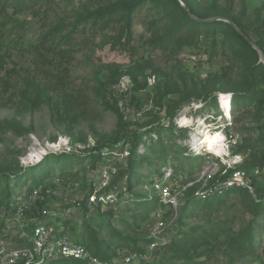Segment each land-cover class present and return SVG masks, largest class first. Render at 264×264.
Segmentation results:
<instances>
[{
  "label": "rangeland",
  "instance_id": "obj_1",
  "mask_svg": "<svg viewBox=\"0 0 264 264\" xmlns=\"http://www.w3.org/2000/svg\"><path fill=\"white\" fill-rule=\"evenodd\" d=\"M97 1L83 0L79 8L82 14L96 9ZM74 2L78 4L80 0ZM194 3L210 17L208 21L218 17L239 20L247 27L252 42L264 47V0H194ZM9 13L11 21L0 20V173L22 172L21 177L10 183L12 192L20 197L25 196L29 187L41 181L46 183L39 188L42 191L39 195L47 191L48 207L52 210L43 214L39 224L47 223L55 229L52 223L58 216L61 222L70 221V226L81 232L82 213L76 203L96 188L89 198L92 207L87 221L99 233L101 242L110 247V252L130 247L129 238L142 242L144 232L153 224L154 212L151 216L147 209L124 212V220L112 224L118 234L94 217L97 198L127 166L135 135L142 139L137 149V154L143 157L137 160L140 180L153 173L151 167L160 168L169 161L178 174L173 182L177 191H183L190 181L199 186L208 184L236 166H245L250 181L264 182V166L261 170L252 166L264 155V75L259 74L254 97L245 96L251 92L247 73L254 59L237 50L229 34L219 32L213 38L202 31L193 46L154 48L146 44L150 37L147 27L159 14L150 1L133 18L128 50L114 46V42L123 38L120 22L98 24L77 36V41L83 44L70 73L59 74L62 78L59 83L49 74L50 97L57 105L50 106L33 90L28 92L24 82L29 78L46 84L47 73L35 70L31 54L40 34L39 24L27 14L16 15L13 10ZM88 39L90 44L86 43ZM214 39L218 43V56L210 58ZM257 64L264 65L261 54ZM181 99L189 102L178 108L174 102ZM224 99L229 100L230 108ZM172 128L176 139L172 138ZM203 131L224 136V154L216 152L214 137L205 148L193 143L196 137L202 139ZM122 136L127 138L126 143L111 152L103 151L102 168L106 167L103 176L89 159L80 161L99 144L112 147ZM159 141L168 149L167 162ZM240 146L244 148L238 150ZM65 153L80 158L59 162L50 159L41 176L31 178L25 174L47 157ZM105 171H112V176L107 175L109 179H105ZM45 185L55 188L48 191ZM122 187L124 190L127 185L124 183ZM136 189L138 193L151 194L149 187ZM247 191L233 190L209 200L197 199L200 203L189 209L179 236L189 240L197 263L264 264V209L254 223V205ZM34 200H27L29 215L22 226L37 222ZM106 203L102 202L104 212L117 207L115 203H107L110 206ZM67 206L70 209L65 211ZM8 217L0 205V222L6 224L8 248H19L21 228ZM158 262L181 263L175 253L168 251L158 257Z\"/></svg>",
  "mask_w": 264,
  "mask_h": 264
},
{
  "label": "trees",
  "instance_id": "obj_2",
  "mask_svg": "<svg viewBox=\"0 0 264 264\" xmlns=\"http://www.w3.org/2000/svg\"><path fill=\"white\" fill-rule=\"evenodd\" d=\"M150 1L156 6V8H158L159 15L151 23H149L147 27L150 37L146 41V44L154 48H161V50L168 49L169 47L173 46H176L178 49H180L185 46H193L196 43V40L201 35L202 31L210 33V36H213V38H217L219 32H223L225 35L229 34L228 37L233 45L235 44V46H237V50H240L242 53L251 55V57L254 59V63L247 73V84L249 85L251 92L245 95L254 97L253 91L256 90L257 85L259 84V74L264 75V65L257 64L259 53L252 47V45L247 41L245 37L246 35L251 39L247 27L237 19L227 18L228 20H231L238 27V29H240L245 34L242 35L232 25L225 21H214L206 23L196 22L186 14L184 7L178 0H118L116 2H111L108 0H98L96 2V9L90 10L86 14H82L79 9L83 4V0H80V3L78 2V4H76L74 0H0V20L2 19V21H11L12 17L10 16L9 12L10 10H13V14L20 16L22 14H27L34 20H36L39 24L40 34L37 43L32 46L31 54L34 57L33 59L35 70L38 73H47L46 84L42 83L43 85H41L35 79H24L25 86L27 85V91L29 92L30 90H33L34 94H38L40 97H42V99H45L47 105L57 106L52 102L50 97L52 88L47 83L49 82L50 78L49 74H51L52 77L55 78L59 83L62 80L59 74L61 75V73H70V66L76 60V54L79 52L80 47H82L83 44L77 41V36L83 34L85 30H91L98 24H103V26H105L112 22H120L123 25V38H120L118 41L114 42V46H117L118 48L123 50H128L130 46L129 43L132 38L133 18L136 13L144 6H146ZM183 2L194 16L204 20L210 18L208 15L203 13V9L197 7V5L194 3V0H183ZM70 5H72V8L69 9ZM123 39H125L124 42L122 41ZM216 40L214 39V42L212 43L213 51L210 54V58H215L216 56H218V43ZM86 43L90 44V39L86 40ZM255 44L264 52V47L261 44ZM235 54L240 55L237 52H235ZM88 61H90V59ZM108 70L111 71V68L108 67ZM226 70L227 69H224V73L227 74ZM224 101L227 102L228 107L230 108L229 100L227 101L226 99H224ZM31 102L33 103V105L35 104L34 101ZM188 102L189 100L185 101V99H181V101L174 102V104L177 105L178 108H180ZM170 132L172 134V138L176 139L173 128ZM123 137L124 136L118 138L117 141L113 143L112 147H109L105 144H99L90 151V154L87 157H82L80 161L85 162L87 159H89L90 162L92 161V163H94V169H96L98 172L102 171L101 174L103 176L104 169L106 168H102L104 159L103 151L111 152L117 149L120 144L126 143L127 138ZM139 143H142V139L138 138V136L135 135L133 139L134 145L131 153L132 156L130 157L129 155V158L127 159V166L125 167V169H123V171L119 172L116 176L113 177L110 185L108 187L105 186L106 189H102V193L99 195V198H97L95 202L97 211L94 217L103 220V222H105L108 225L109 229H111V231L115 234L117 233V231L112 228V224H114V222H120L124 220V212L130 211V209L134 212L137 210L139 212L140 209H147L150 216L152 212L155 213L160 209L166 210V206L161 202L157 193L154 192L151 194H141L140 192L138 193L136 191V188H140L141 186L150 187L153 185L155 180L163 179V168H171L173 172V179L177 180L178 178L177 171L172 165V162H167V147L162 141H159L162 154H164V161L167 162V164L162 165L160 168H157L155 166L151 167V171L153 173H151L147 178L140 180V169L138 168L137 160H142L143 157H141L140 154H137ZM243 148V146H240L238 147V150H242ZM72 157L80 158L74 154L68 155L66 153L49 156L40 164L31 167L26 171L27 173L25 174L30 175L31 178L41 176V174H43L47 169L46 167L49 164L50 159H53L55 162H59L61 160H67ZM252 166L255 168L259 167L258 169L261 170L264 166V155L261 159H257V161H255ZM244 167L236 166L226 174L220 175L219 177L213 179L212 182L209 181L206 189L212 190V188H214L215 186L221 183L223 184L231 176V174L237 170H243L247 175H249V172L245 171ZM109 174L112 176V171H109ZM22 175V172L16 174H9L4 172L0 173V205L5 208V211L9 216L8 218H10L12 221L14 213V203L20 196L16 195L18 193L12 192L10 183L13 178H19ZM190 182L189 184L192 185L186 188L183 197L180 199L181 205L178 210V220L171 235L170 241L168 242V244L162 246L156 252V260L138 261V264H164L161 262L157 263V259L165 251L175 253L181 262L180 264H199L194 260V257L192 255V245H190L189 240L185 236H179L180 225L182 221H184V219L188 217L189 209L200 203L197 201V199L209 200L216 195H222L233 190L243 189L247 191L246 189L240 187L227 189L222 187L212 194L207 193L204 197H198L196 196V192L202 186H199L193 181ZM251 182L255 195L258 198L262 199L264 197V182H259L256 180ZM124 183L125 185H127V187L122 190V186ZM44 184L46 183H44V181H41L40 183L29 187V189L26 190L25 197H30L31 195H33L34 191L43 187ZM45 188L46 190L51 191V189L55 188V186L49 189V185H45ZM95 189L92 188L91 193L89 195H86L83 201L76 203L77 206L80 207L82 213L83 220L81 223V232H78L76 227L70 226V221L61 222V219L57 216L56 219H53L52 223V225L56 229V238L69 237L71 241L83 245L94 257H97L102 261H112L123 251H130L134 253L144 252L145 248L150 243L149 234L147 231L144 232V238L142 242L135 241L134 239L129 238L128 241L129 243L131 242L129 244V246L131 245L130 247L122 246L113 252H110V247L107 244L101 242L98 237L99 233L96 232V230L87 221V216L91 212L90 209L92 207L89 206V198L94 193ZM41 192L42 191H40V193ZM247 193L249 194L254 205L253 216L256 220L254 221V223H256L260 210L264 209V203L256 202L248 191ZM109 195H114L116 197L117 207L115 209L114 207H112L110 211L104 212L102 211V202L104 201L102 200V198ZM47 196V191L44 190L39 199L35 198V208H33L35 209V212L37 211V222L28 224V226L24 228V231L27 234L26 238L21 237L20 233L18 234L19 236L17 242H19V245L21 247H32L34 228L37 224H39V222H41L43 214L47 211L52 210V208L48 207L50 202L46 199L48 198ZM106 205L110 206L107 203ZM141 205H144V208H141ZM64 208L66 211L67 209H70V206ZM171 213L172 210L165 213L166 217H169ZM26 214L28 216L29 211H27ZM107 216L109 217L108 221H106L107 218H104ZM5 228V221L0 222V239L7 240ZM249 229L251 231V226ZM118 238L122 239L120 235L118 236ZM194 238L195 240L199 239L196 237ZM202 240L203 239L200 238L201 243ZM194 244L196 243L193 242V245ZM250 244L253 247L254 251L252 240ZM15 264H25V262L19 261ZM40 264L89 263L82 260L56 259L50 263Z\"/></svg>",
  "mask_w": 264,
  "mask_h": 264
},
{
  "label": "built area",
  "instance_id": "obj_3",
  "mask_svg": "<svg viewBox=\"0 0 264 264\" xmlns=\"http://www.w3.org/2000/svg\"><path fill=\"white\" fill-rule=\"evenodd\" d=\"M164 177L161 180H155L152 186H150V193H157L161 202L166 206V210H158L153 216V224L148 229L150 243L142 253H134L130 251H123L114 258L112 261H102L97 257H94L83 245L74 243L67 237L56 238V230L52 226H48L47 223L37 224L34 228V235L32 238V247H21L15 249H9L6 240L0 239V263L1 264H15L19 261H24L25 264H40L50 263L56 259L67 260H82L89 264H134L138 261H153L156 258V252L164 245L168 244L171 239V235L174 231L175 224L178 220V210L180 208V199L183 197L184 190L177 191L174 189L173 172L171 168L163 169ZM109 173L105 171V179H109ZM251 181L244 171H234L231 176L222 184H219L207 190V184L196 192V196L204 197L207 193H214L219 188H233L240 187L247 189L256 202L264 203V197L258 198L251 185ZM104 186L107 183L103 184ZM40 189L34 191L30 197H19L14 203L13 221L21 228V237L26 238L27 234L24 228L28 225H23L27 219V203L29 199L40 197ZM106 198V199H105ZM103 200L107 203H115L117 199L114 195L103 197ZM76 203V201H74ZM169 217H166L165 213L171 211ZM29 224V223H28Z\"/></svg>",
  "mask_w": 264,
  "mask_h": 264
},
{
  "label": "bare ground",
  "instance_id": "obj_4",
  "mask_svg": "<svg viewBox=\"0 0 264 264\" xmlns=\"http://www.w3.org/2000/svg\"><path fill=\"white\" fill-rule=\"evenodd\" d=\"M202 139H199L198 137L193 139V143L201 148H205L206 146L210 145L212 142V138L214 143V147L216 148V152L220 154L225 153V146H224V136L222 134H217L216 136L211 135L209 131H203L202 133Z\"/></svg>",
  "mask_w": 264,
  "mask_h": 264
},
{
  "label": "water",
  "instance_id": "obj_5",
  "mask_svg": "<svg viewBox=\"0 0 264 264\" xmlns=\"http://www.w3.org/2000/svg\"><path fill=\"white\" fill-rule=\"evenodd\" d=\"M178 1H179V2L181 3V5L184 7V10H185L186 14H187L192 20H194V21H196V22H200V23L214 22V21H225V22H228L230 25H232V26H233V27H234V28H235L240 34L245 35L240 29H238V27H237V26H236L231 20L224 19V18H221V17L214 18V19L211 20V21L201 19V18H199V17L194 16V15L189 11L188 7L185 5V3L183 2V0H178ZM245 37H246L247 41L252 45V47H253L255 50H257L258 53L261 54L262 57H263V59H264V52L262 51V49L259 48L257 45H255V44L251 41V39H250L248 36L245 35Z\"/></svg>",
  "mask_w": 264,
  "mask_h": 264
}]
</instances>
